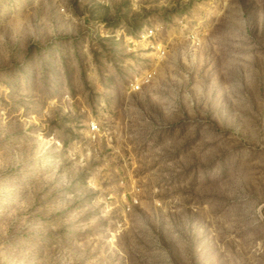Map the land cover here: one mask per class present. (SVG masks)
<instances>
[{"label":"rangeland","instance_id":"rangeland-1","mask_svg":"<svg viewBox=\"0 0 264 264\" xmlns=\"http://www.w3.org/2000/svg\"><path fill=\"white\" fill-rule=\"evenodd\" d=\"M0 264H264V0H0Z\"/></svg>","mask_w":264,"mask_h":264},{"label":"built area","instance_id":"built-area-1","mask_svg":"<svg viewBox=\"0 0 264 264\" xmlns=\"http://www.w3.org/2000/svg\"><path fill=\"white\" fill-rule=\"evenodd\" d=\"M150 32L153 33V30H151ZM138 88H139V86H138ZM95 128H97V125H94V126L92 127V129H95Z\"/></svg>","mask_w":264,"mask_h":264}]
</instances>
